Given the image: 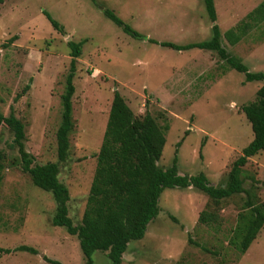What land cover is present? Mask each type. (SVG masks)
Here are the masks:
<instances>
[{
	"label": "rangeland",
	"instance_id": "rangeland-1",
	"mask_svg": "<svg viewBox=\"0 0 264 264\" xmlns=\"http://www.w3.org/2000/svg\"><path fill=\"white\" fill-rule=\"evenodd\" d=\"M212 1L222 34L261 0ZM104 9L141 37L125 34ZM210 26L202 0H0V113L11 112L23 124V148L33 164L56 161L59 97L70 60L66 42L81 43L72 77L68 150L57 171L68 191L72 224L82 215L114 90L133 114L147 112L158 124L167 123L156 162L160 168L175 157L177 173L201 172L210 184H224L232 161L252 138L240 107L254 99L259 82L244 81L213 51L158 44L208 40ZM220 40L249 72L264 73V20L233 45ZM0 155V247L25 245L35 251L0 253V264H52L44 257L57 264H84L75 236L51 223L50 194L33 186L19 168L4 124ZM241 179L254 200L264 202V151L248 158ZM244 198V193L232 195L217 208L193 187L163 188L156 216L142 238L127 243L119 264H264V224L242 254L227 245ZM205 209L216 212L217 226L197 220ZM91 259L109 264L99 250Z\"/></svg>",
	"mask_w": 264,
	"mask_h": 264
},
{
	"label": "trees",
	"instance_id": "trees-1",
	"mask_svg": "<svg viewBox=\"0 0 264 264\" xmlns=\"http://www.w3.org/2000/svg\"><path fill=\"white\" fill-rule=\"evenodd\" d=\"M203 7L211 22V35L208 40L186 44L171 42L153 43L174 50L190 48L213 51L224 60L229 68L243 74L244 81H258L254 99L240 107L249 123L252 138L241 148L240 154L232 161L223 185H212L198 172L194 175L177 173L175 157L166 168H160L157 160L164 144L167 123L158 124L147 112L135 115L117 91L112 97L101 136L95 154V165L88 187L85 204L79 223L72 224L67 214L68 191L57 179L58 162L64 161L68 150L67 135L72 126L70 98L73 93L72 77L75 58L80 54V42L67 41L70 60L64 79V89L60 94V121L55 130L56 161L33 164L32 158L23 148V124L11 112L4 116L0 113V124H4L12 134V146L15 147L17 164L26 173L33 186L48 192L53 200L54 209L51 223L63 227L78 241L84 264H93L91 254L95 250L105 252L109 264H119L126 245L131 240L142 238L147 223L158 212L157 198L163 188L193 187L207 197V202L214 207L220 201L232 195L244 193L241 209L227 238V245L238 254H242L264 224V202H257L247 189L242 187V167L248 158L264 151V73L249 72L240 61L230 55L221 45L223 37L230 45L237 43L247 31L258 26L264 20V0L246 13L243 20L220 34L215 23V10L212 0H202ZM51 27L61 32L62 27L48 13L42 11ZM125 34L141 37L128 24L117 18L110 9L103 10ZM4 166L0 155V178ZM207 203V204H208ZM213 210H201L197 220L217 226V216ZM16 251L34 249L25 245L16 246ZM8 248L0 247V253H9ZM52 264L56 261L44 257Z\"/></svg>",
	"mask_w": 264,
	"mask_h": 264
}]
</instances>
